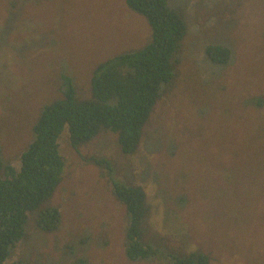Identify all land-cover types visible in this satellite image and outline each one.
<instances>
[{
	"label": "rangeland",
	"instance_id": "1",
	"mask_svg": "<svg viewBox=\"0 0 264 264\" xmlns=\"http://www.w3.org/2000/svg\"><path fill=\"white\" fill-rule=\"evenodd\" d=\"M168 4L184 12L188 32L173 57L175 79L162 85L147 124L153 133L146 129L138 148L123 153L115 132L74 147L66 127L58 137L62 180L45 203L60 211L61 223L48 232L29 214L10 260L173 264L174 256L200 250L207 264H264V0ZM151 33L126 0H0L4 165L18 169L33 123L59 96L62 74L87 98L96 65L141 47ZM212 45L233 49L232 61L211 60ZM113 181L143 189L148 227L141 241L154 256L126 257L128 215Z\"/></svg>",
	"mask_w": 264,
	"mask_h": 264
},
{
	"label": "trees",
	"instance_id": "2",
	"mask_svg": "<svg viewBox=\"0 0 264 264\" xmlns=\"http://www.w3.org/2000/svg\"><path fill=\"white\" fill-rule=\"evenodd\" d=\"M126 4L148 20L152 31L149 41L100 61L93 70L87 98L77 96L72 77L62 74L59 96L49 99L33 123V139L21 152L18 169L4 165L0 144V264H17L10 260V254L25 235L29 214L36 212L37 226L48 232L61 223L60 211L45 203L62 180L64 158L59 152L58 137L66 127L74 147L103 130L115 132L123 153L138 148L146 129L153 133L147 124L161 98L162 85L170 86L175 79L173 57L188 32V21L181 9L169 6L168 0H126ZM251 11L247 8L242 13ZM206 53L218 64H227L234 50L212 45L206 47ZM171 143L174 150L177 146ZM92 161L102 164L104 159ZM178 183L175 180L172 185ZM112 192L128 215L126 257L139 261L154 256L157 250L141 241L143 225L147 224L143 189L113 181ZM209 259L196 250L174 256L172 261L207 264ZM85 263L84 258L76 262Z\"/></svg>",
	"mask_w": 264,
	"mask_h": 264
}]
</instances>
